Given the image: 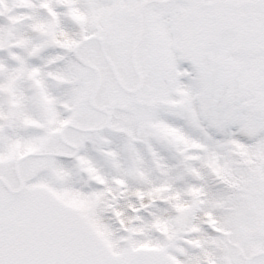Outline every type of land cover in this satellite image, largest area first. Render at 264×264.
I'll use <instances>...</instances> for the list:
<instances>
[{
  "label": "snow or ice",
  "instance_id": "6c2138e0",
  "mask_svg": "<svg viewBox=\"0 0 264 264\" xmlns=\"http://www.w3.org/2000/svg\"><path fill=\"white\" fill-rule=\"evenodd\" d=\"M0 264H264V0H0Z\"/></svg>",
  "mask_w": 264,
  "mask_h": 264
}]
</instances>
